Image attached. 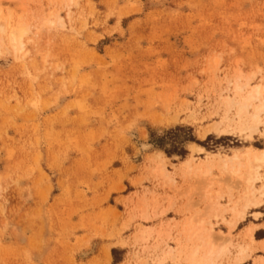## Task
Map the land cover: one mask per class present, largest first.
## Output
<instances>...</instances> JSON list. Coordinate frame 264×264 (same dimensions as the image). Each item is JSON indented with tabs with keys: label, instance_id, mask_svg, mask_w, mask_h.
Listing matches in <instances>:
<instances>
[{
	"label": "rangeland",
	"instance_id": "374dc122",
	"mask_svg": "<svg viewBox=\"0 0 264 264\" xmlns=\"http://www.w3.org/2000/svg\"><path fill=\"white\" fill-rule=\"evenodd\" d=\"M72 1L0 0V264H186L191 217L231 241L215 264L248 227L264 241V204L230 229L240 181L185 163L264 148L263 125L223 119L230 82L264 83V0Z\"/></svg>",
	"mask_w": 264,
	"mask_h": 264
},
{
	"label": "bare ground",
	"instance_id": "6f19581e",
	"mask_svg": "<svg viewBox=\"0 0 264 264\" xmlns=\"http://www.w3.org/2000/svg\"><path fill=\"white\" fill-rule=\"evenodd\" d=\"M68 1L71 2L72 0H68ZM6 30H7V28L3 24L0 23V31L6 32ZM25 32H26V29L21 26V27H19L18 31L13 30L10 33V43L13 45V46L12 45L11 46L13 48H15V50H18V51L24 50L25 45H24V41H23V36H24ZM215 60H216V63L219 62L218 58ZM213 62H215V61H213ZM216 65H218V63ZM246 80H249V79L247 78ZM227 84H229V83H227ZM230 84L233 85V89H234L235 93L233 94L234 96H226L224 98V104L223 105H225L227 112L228 111L230 112V110H234V115L232 118H229V116L226 115L223 119L228 120V121L229 120L230 121L237 120V129H239L238 131H240L241 133L242 132L253 133V132L258 131L260 125L264 126V83L257 84L253 87H250V85L247 82L242 83L241 77H238L235 82H233V83L230 82ZM175 121H176V119H175ZM213 125L215 126L216 124H213ZM214 128H216V126ZM212 129H213V127H212ZM232 130H234V129H232ZM232 130L226 129V128H223V129H217L216 128V131L218 133L231 134L230 132ZM250 136H251V134H250ZM147 145L149 148V144H147ZM144 147L146 149H148L147 146H144ZM190 147H192L193 151L198 152L200 155L205 152V149L201 146L193 144ZM142 150H143V147H142ZM159 158H161V157H159ZM202 160H203L202 163L199 162L201 164H198V165L194 164L196 167L193 166L191 159L185 160V163H187L188 171L192 172L195 175L200 174L201 176L207 177L212 172L213 167H216L222 173L231 175V176L235 177L236 179H238L242 185L241 192L239 193L237 198L231 202V206H229V208H226V209L224 208L225 210L230 211L233 218L231 220H227V219L221 220L223 222H226L230 226V229H235L240 224V222H242L246 219V215H247L249 210L260 208L264 204V181H263L264 148H256V147H249V146L245 147V148H236V149H234V152L231 155H226V154H221V153H213L212 154V153L207 152L205 155V158ZM184 166H186V164H184ZM158 168H159L158 174L162 175V177H165L164 178L165 180H171V177L169 176L168 170L166 169L164 164H162ZM187 174H189V173H187ZM191 177H193V176H191ZM210 181H211V179H210ZM260 183H261V185L258 186V184H260ZM209 186H211V185H209ZM226 186L229 187L228 184ZM238 186H239V183L235 187L238 188ZM228 187H226V188H228ZM237 188H236V190H237ZM214 193H215V195L218 194L217 192H214ZM218 196H220V194ZM209 200H210V198H209ZM212 207H213L212 208L213 210L211 209V206H209V208L211 209V210L208 209L211 212V213L209 212V214L214 215V217H216V218L219 217V213H218V212H220L218 209L219 203L218 202L214 203V205H212ZM224 209H222V210H224ZM213 211H214V213H213ZM259 214H260V212H258V211H253V213H252V215H255L256 217H258ZM208 216L210 217L211 215H208ZM188 219H189L188 224H187L188 229L186 230L188 232L186 235H188L187 238H189V240H193L196 244H195L194 248L192 249V251L190 252L189 256L188 257L186 256L187 258L185 257L186 258V260H185L186 264H215V263L223 260L227 255H230L232 253L231 247L233 245L231 244V241L229 239H225L220 245H219V243L216 245L217 242L216 243L213 242V234H214L213 233V231H214L213 225H214V223H212V222L208 223V219H207V224H209L210 226L208 228H205V227H202V224H201L202 220H200V223L195 221L196 225L197 224H199V226L201 225V227H199L198 225H197L198 227H196V225L195 226L192 225V221H191L192 219L194 220V218L191 217ZM205 222H206L205 220H204V222L202 221V223H205ZM256 228H258V227L255 225V226L248 227L247 230H245L246 231L245 236L249 240V244L248 245H239L238 247L236 246V249H235L236 253H235L234 258H233L234 261L231 264H243L249 258V256L251 255V253L253 251H255L258 248H262L264 250V241H259L255 238ZM183 230H181V231H183ZM149 233H151V232H149ZM219 234H221V233H218L216 235L220 236ZM226 236L227 235H223V237H226ZM220 237H222V234ZM216 238H214V240ZM186 243H187V240H186ZM259 244H261V246L255 247L256 245H259ZM172 251H173V249L169 248L168 250H166V254L169 255V253H171ZM108 258H109V256H108ZM261 258H262L261 259L262 262L261 261L260 262L262 264H264V257H261ZM224 261H225V259H224Z\"/></svg>",
	"mask_w": 264,
	"mask_h": 264
},
{
	"label": "crops",
	"instance_id": "0c3cea01",
	"mask_svg": "<svg viewBox=\"0 0 264 264\" xmlns=\"http://www.w3.org/2000/svg\"><path fill=\"white\" fill-rule=\"evenodd\" d=\"M259 225H261V224H259ZM108 255H109V253H108Z\"/></svg>",
	"mask_w": 264,
	"mask_h": 264
}]
</instances>
